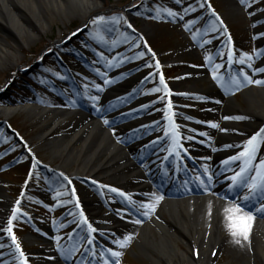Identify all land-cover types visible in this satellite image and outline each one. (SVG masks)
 Masks as SVG:
<instances>
[{"label":"rangeland","instance_id":"374dc122","mask_svg":"<svg viewBox=\"0 0 264 264\" xmlns=\"http://www.w3.org/2000/svg\"><path fill=\"white\" fill-rule=\"evenodd\" d=\"M97 1L98 8L92 9L90 15L84 18H65L59 13L34 7L37 17L47 23L42 29L38 28L33 18L28 17L29 13L26 16L17 14L18 21L23 24L21 35L24 39L18 44L15 43V30L8 25L11 16L0 9V38L13 53L10 60L0 59V123L5 124L0 129V212L4 211L3 215L6 216L0 224L8 236V229L11 228L15 240L20 242V249L30 254H37L42 250L40 246L26 242L30 234L34 233L30 228L33 224L50 223L56 218L57 221L60 220L59 227L65 230L69 226L91 223L82 210L83 202L86 203V199L91 196L100 202L97 209L99 221L102 214L108 212L100 201V195L88 184L90 180L74 175L73 167L68 168V172L60 169L61 158L49 144L51 138L66 131L76 117L70 115L67 126L64 124V127L55 130L51 136L38 137L54 122V119L51 120L53 114L49 115V118L44 115L34 116L32 108L38 110L41 105L63 109V106L69 105L70 102L78 105L79 100V97L62 98L57 92L49 93L46 80L41 84L43 73L52 74L58 83H61L65 74L61 69L64 68V62L51 58L53 49L71 60L70 66L77 71L74 72V80L80 86L79 89L85 91L95 85L93 82L97 83L96 74L88 72L94 67L97 73L104 75L107 80L127 81L126 83L133 85L132 89L121 92L116 103L128 101L135 93H145L150 100L155 99L148 108L155 113H160L164 105L169 106L163 103V99L170 97L167 92L178 83L180 75L189 70L197 72L191 77L184 76L187 82L183 84L192 85L195 81L192 86L195 85L198 91L214 95L213 90H208L211 84L209 82L212 74L221 73L224 67L223 56L229 48L238 53V61L245 60L249 66L247 68L255 70L244 71L243 81H247V84L243 85L240 79L241 81L231 86L235 89V96L232 98L236 103L243 105L241 93L250 85L249 80L264 81V0ZM232 2H235L237 8L231 6ZM14 6L8 2L7 7L13 12ZM169 12L175 15H169ZM101 17L103 19H100ZM114 24V35L105 38L110 49L99 54H105L106 59L102 62L99 60L100 64L96 63L98 58L90 59L93 67L84 65L76 68L77 59L72 57L70 45L52 46L57 38L66 36L67 31L89 25L88 30L83 32V38L87 40L80 39V36L75 42L76 45H83L91 51L89 42L97 37L104 27L107 29L110 28L108 25ZM26 30L30 33L25 34ZM117 33L118 41L114 37ZM221 42H224L223 45L217 48ZM95 46L98 48V45ZM183 58L188 63L181 66ZM171 69L173 70L170 71ZM99 83L103 84V81ZM257 84L264 88V83ZM66 88L71 90V85L61 86V94L66 95ZM157 88L161 90L155 91ZM216 89L220 90L219 87ZM173 91L179 95L175 99L173 97L172 101L176 103L173 110L179 113L180 118H191L193 121L202 119L215 125L224 123L221 113L208 119L207 112L200 108L206 101V96L193 97L190 93L183 96L184 93L179 88H174ZM98 98H101L99 101L102 100V97ZM39 99H43L42 102L37 101ZM84 99H81L80 104H86ZM91 103L94 106L99 105ZM187 104L193 105V108L186 107ZM8 107L13 110L10 114L1 113ZM81 110L87 114L84 109ZM163 114H166V111ZM240 139L248 140L247 137ZM55 169L58 172H55ZM28 182L30 184L26 192ZM101 189L104 192L105 186ZM113 215L115 214L111 213L109 216ZM13 216L16 217L15 220L12 219ZM110 237L116 238L114 235ZM180 246L183 248L181 243ZM229 251L224 249L219 253L216 258L218 264H246L248 261V257H234ZM123 255V260L119 259L116 264H143L148 262L150 256L141 253L136 244ZM110 257H107L104 263H109ZM37 261L36 258L29 260L31 264H36Z\"/></svg>","mask_w":264,"mask_h":264},{"label":"bare ground","instance_id":"6f19581e","mask_svg":"<svg viewBox=\"0 0 264 264\" xmlns=\"http://www.w3.org/2000/svg\"><path fill=\"white\" fill-rule=\"evenodd\" d=\"M8 2L15 5L14 12L8 9ZM36 6L43 11L59 13L65 18L71 16L84 18L90 15L89 12L92 9L98 8V1L0 0V9H3L11 16L8 20V25L15 30V43L18 44L24 40L21 35L23 33V24L18 21L17 14L26 16L29 13L28 17H31L30 19L33 18L40 29L47 24L46 21L39 19L37 14H35L34 7ZM231 6L237 8L235 2H232ZM28 32H25V34ZM81 46L83 47V45ZM53 54L55 53L53 52ZM12 57L13 53L8 48L7 43L0 38V59L10 60ZM104 59V57L100 58L102 61ZM185 63L188 62L183 58L180 65L184 66ZM196 72L189 70L186 74L180 75L174 88H179L184 94L197 93L201 95L202 92L198 91L195 85L192 86L195 81L192 85L183 84V82H187L184 76L191 77ZM51 75L45 78L46 88L56 83V80ZM222 80V77L216 78L213 76L211 82H209L211 84L208 90L213 89L214 85L219 84L218 82ZM100 81H103V84L108 82L105 76L103 78L97 77L98 88L103 85H99ZM126 82L113 83L109 81L107 83L109 89L102 93L103 102H106L105 105L115 102L117 95L121 92L133 88L132 84L130 85ZM241 94L243 105L236 103L231 98L226 99L223 93H216V96L211 97L215 103H221L218 107L222 109L224 124L218 126L215 131L219 136V142L215 146H211L206 140L207 135L214 132V129L210 127L209 130L205 131L206 136L203 135V141L200 142L198 147V154L203 160L218 159L220 157L219 152L225 146H230L232 149L239 148L241 146L239 136L248 134L250 128L264 125V88L251 84ZM173 96L174 99L176 98V94H170V99L165 100L164 103L170 104ZM12 111L8 107L2 110L1 113L7 115ZM32 111L35 112L34 116L40 117L44 115L49 118L48 116L53 114L51 120L54 119V122H52V125L45 133L38 136L40 138L49 137L55 130L65 125L67 126L70 115L76 117L66 131H62L59 136L51 138L49 143L54 153H58L59 158H61L60 169L68 172V168L73 167L72 173L77 177L91 179L94 182L103 181L106 183L112 181L128 188H134L138 196L144 195L148 198L154 193L153 189L142 177V174H140L139 166L132 161L130 150L127 147L117 145L119 125H108L106 127L103 125L106 118L96 119L75 109L73 106H65L63 109L40 106L38 110L32 108ZM116 112H119V110H116ZM160 112L158 116L146 114L144 117L146 119H161L162 122L166 123L162 129L170 132L180 122V119L175 117L176 112L174 111L172 112L173 116H168V113L166 115L173 118L172 121L170 118H166L164 114L162 115V111ZM215 113L217 114L218 112L215 111ZM238 119L243 124H238L236 122ZM131 124L128 128L136 131L141 123ZM89 198L86 199V203L84 202L83 206L86 214L88 215L90 212L88 216L93 220L97 218L98 201H96V198ZM161 202L155 214L148 221L138 225L135 230L137 236L133 240H135L138 250L143 254L150 255L147 263L162 261L164 264H218L216 258L219 253L224 249H229L228 253H232L234 257H248L246 264H264V223L262 221L251 217L248 222L250 227L245 239L242 235L234 236L232 234L233 230L229 228L230 221L228 217L232 215L234 219L231 222L239 223L238 216H248V214L242 211L238 214L226 212V209H232L235 206L216 198L212 192L184 198H165ZM3 214H5L4 211L0 212V221L5 217ZM124 223L125 220L110 219L107 222V226H115L109 227L104 233L106 235L101 236L99 233L97 235L98 237H103V243H107L109 241L106 238L107 233H124L127 222L126 224ZM0 226L2 225L0 224ZM43 254L41 258L44 260L49 259L51 263L54 261V259L52 261V254L49 251Z\"/></svg>","mask_w":264,"mask_h":264},{"label":"snow or ice","instance_id":"6c2138e0","mask_svg":"<svg viewBox=\"0 0 264 264\" xmlns=\"http://www.w3.org/2000/svg\"><path fill=\"white\" fill-rule=\"evenodd\" d=\"M169 15H175V13H171L169 12ZM100 19H103V17H101ZM247 55V54H245ZM250 59V57H249ZM241 64L245 63V60H241L240 61ZM161 80H163V77L161 76ZM249 82L251 83L252 81L249 80ZM256 83H264V81H255ZM166 87V85H165ZM161 89L157 88L155 89V91H160ZM169 107L171 108V105H169ZM212 127H217V125L213 124ZM257 148H258V137H253L252 139H250L247 142L245 151L241 152L238 156L233 157L232 161H238V160H243L244 162V168L241 169L240 173L234 177L233 179L237 180L238 182L242 179V177L248 172V170L252 167L253 165V161L255 160L256 157V153H257ZM256 176L259 178L260 183L262 186H264V161H262L259 164V169L256 171ZM210 179V177H209ZM250 190H256L258 185L256 183V181H253L252 184L249 186ZM113 191H116L115 189H113ZM157 199H160V197H158ZM245 199H247V197H245ZM149 208L153 207L152 205L148 206ZM17 211H19V209H17ZM226 212L232 213H240V208L239 206H235L232 209H226ZM145 215H147V213H145ZM13 220L16 219L15 216L12 217ZM230 223H229V228L233 230V235H242L245 239L247 238V231L248 228L250 227L249 225V221L251 220V216H244V215H240L238 216V220L239 223H232L231 221H233L234 217L232 215H229L228 217ZM137 223H139V221H137ZM9 232H11V228L8 229ZM93 232H95V229H92ZM13 239H15V237H13ZM130 239V237H129ZM239 242V241H237ZM18 246V245H17ZM123 246V245H122ZM22 253V250H21ZM120 255L119 252H112V256H116L118 257ZM25 259V264H27V257L24 258Z\"/></svg>","mask_w":264,"mask_h":264}]
</instances>
